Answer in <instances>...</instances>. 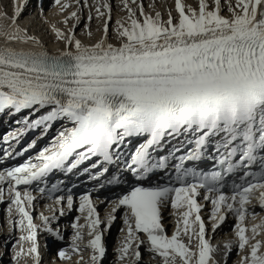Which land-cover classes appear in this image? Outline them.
<instances>
[{
	"label": "snow or ice",
	"instance_id": "6c2138e0",
	"mask_svg": "<svg viewBox=\"0 0 264 264\" xmlns=\"http://www.w3.org/2000/svg\"><path fill=\"white\" fill-rule=\"evenodd\" d=\"M53 2L60 19L41 2L25 24L27 0L0 3V115L27 112L0 136V165L34 152L0 168L8 231L20 233L13 264H42L38 234L62 240L71 212L69 246L53 264L73 254L76 264H102L118 220L113 264H228L234 248V264H264V216L245 226L257 220L252 208L264 209V0H199L198 10L175 0L166 19L120 0L126 15L111 32L109 0ZM71 176L93 187L76 196ZM42 201L48 214L37 211ZM206 204L213 234L234 217L222 247L207 235Z\"/></svg>",
	"mask_w": 264,
	"mask_h": 264
},
{
	"label": "rangeland",
	"instance_id": "374dc122",
	"mask_svg": "<svg viewBox=\"0 0 264 264\" xmlns=\"http://www.w3.org/2000/svg\"><path fill=\"white\" fill-rule=\"evenodd\" d=\"M29 1H31V10H28L27 11V14H26V12H23V15H22L23 17H21V20H19V22L21 24H23V23L25 24V23L28 22L29 19H32V18L36 17L35 15H36L37 10H38L37 7H38V5L41 2L42 3L44 2L43 3V11H44V14L48 12V13H50V15L52 17L53 12L55 10V6H54L53 0H27L28 3H29ZM70 1L71 0H69V2ZM2 2H3V0H0V3H2ZM24 2L25 1H23L22 3H24ZM81 2H83V0H81ZM88 2H89V4H91L92 3V0H88ZM101 2H102V0H101ZM138 2H140V3H142L144 5L146 11L147 10L148 11H152L153 13L155 11H158L157 10V7H159L160 8L159 11L162 13V16H163L164 19H166V17H167L166 14H164V12L165 11H168V9L170 7V6L168 7L166 5L169 4V3L171 4V2H169V0H165V1L164 0H159V2H158V0H138ZM172 2H173V0H172ZM109 3L111 5V7H112L111 19H110V32H111L112 26L115 24L114 13H120L121 14L124 11H123L122 7H120V0L119 1L118 0H109ZM149 4L154 5L153 9L150 10L148 8V5ZM26 6H28V5L26 4ZM88 10L89 9L85 8V9H83V11L81 13L82 21H81L80 26L76 29L77 33H79L80 32V29L83 28L84 23L85 22H88L87 21V16H86V13L88 12ZM50 11H52V12H50ZM96 20L97 19H94L93 18L89 22L92 31L95 30L94 28H97V22H96ZM33 29H34V27H32V30ZM32 30L30 29V31H32ZM93 34H94V32H93ZM48 40H49V43H51V41H50L51 38H48ZM45 139H46L45 141H47L48 139H50V136L49 137H46ZM6 207H7L6 204H0V253H2V255H0V264H13V262L11 260V256L13 255V251H14V249L12 248V244L15 243V238L18 237L20 235V233L18 231H14V232H12L10 234L9 231L6 230V229H8V225L6 223V219H7ZM37 211H39V210L37 209ZM43 211H46V210L43 209ZM71 213H73V212H71ZM45 214H48V213L45 212ZM35 222L39 223L38 220H36ZM229 223H231V222L229 221ZM60 226L61 225H59V227ZM65 227H67L66 224H65ZM119 228H120V226H119L118 221H117V223H115L112 226V228L109 231V233H107V235H109V242L106 244V247H107V255L104 258L102 264H113V262H114V259H115L114 249L117 247V245L115 244V241L117 240L116 237H118L117 233H118V229ZM60 230H61V233L63 235V239L66 236H68L69 234L72 233V232H70V230H68L66 228H63V226L60 227ZM48 237L50 239H52L51 242H50L51 244H53L54 242L58 241V240H54V237H52L50 234L47 236V238ZM87 238L88 237L85 236V239H87ZM5 240L8 241V244L6 246H5V243H4ZM38 240H39V245H40V252H41V255H42L43 250L46 249V247H47V239H42L40 237V235H38ZM50 243L48 242V245ZM56 250L57 249L54 250L55 253H56ZM141 251H142L143 258L145 260H147L148 259L147 258V254L143 251V248L141 249ZM86 253L87 252H84L83 254H86ZM87 256H85V259H87ZM42 258H43V255H42ZM234 260L235 261L237 260V255H236L235 248L233 249L232 254L228 258V264H234ZM20 264H31V259L29 258L27 261H25L24 259H21L20 260ZM42 264H48V263L47 262L43 263V260H42Z\"/></svg>",
	"mask_w": 264,
	"mask_h": 264
},
{
	"label": "bare ground",
	"instance_id": "6f19581e",
	"mask_svg": "<svg viewBox=\"0 0 264 264\" xmlns=\"http://www.w3.org/2000/svg\"><path fill=\"white\" fill-rule=\"evenodd\" d=\"M23 1H25V0H14V2H19V3H22ZM119 1V0H118ZM165 1V0H164ZM158 2H159V0H158ZM169 2H171V4L169 3V4H167L166 6H170L169 7V9H168V11L169 10H171L172 11V15L173 16H176L177 14H176V12H175V0H173V2H172V0H169ZM44 3V2H43ZM42 3V4H43ZM70 3H71V1H70ZM182 3H184L186 6H191V7H193V8H196L197 10H198V6H199V0H182ZM28 6H26V7H24V9H23V12H26V14H27V11L28 10H31V1H29V3L27 2L26 3ZM38 8V7H37ZM74 8H75V5L73 4L72 5V7L70 8V10L69 11H71V10H74ZM26 9V10H25ZM25 10V11H24ZM157 10L159 11L160 10V8L159 7H157ZM38 11H39V8H38V10H37V13H36V17H37V14H38ZM56 11V9L54 10V12ZM146 11V10H145ZM168 11H165L164 12V14H166V16H167V14H168ZM50 12H52V11H50ZM53 12V13H54ZM88 12H89V10H88ZM88 12L86 13V16L88 15ZM146 12H148V10L146 11ZM93 14V18L94 19H96L95 18V13L93 12L92 13ZM154 14V13H153ZM223 14V13H222ZM22 15H23V13H22ZM21 15V17H23ZM45 15L46 16H49L51 19H53V20H57V19H60L61 17L60 16H58V15H52V17H51V15H50V13H45ZM126 15V13L125 12H122L121 14L120 13H114V20L116 21V19L117 18H119V17H123V16H125ZM165 16V17H166ZM21 17H20V20H21ZM167 18V17H166ZM96 22H97V26L99 25V26H101V28H102V25H103V20L101 19V20H96ZM24 24V23H23ZM32 27H34V29H35V27H36V24L34 23L33 24V26ZM95 30L93 31L94 32V37H97V36H99L100 35V33L99 32H97V28H94ZM31 30H32V28H31ZM49 41V40H48ZM51 41V43H49L48 42V47L49 48H53L54 46H55V44H54V42L52 41V40H50ZM0 42H2V41H0ZM1 117L2 116H7V115H0ZM4 121H3V119H1V121H0V130H2L1 128H3V125H4V123H3ZM2 123V124H1ZM6 131H8V130H4V132L3 133H6ZM54 131V130H53ZM31 155H33V154H31ZM47 201H42L41 202V204L38 206V210L39 211H43V203H46ZM44 210H46V209H44ZM252 210H257L256 208H252ZM46 213H47V210L45 211ZM201 214H202V216L204 217V219H205V216H206V211H204V212H201ZM258 214V216H257V220L256 221H252L251 220V217H249V219H248V223H249V225L251 224V223H255V222H259V217L260 216H264V212H262V213H257ZM74 215H76L75 214V212H73V213H68L65 217H63L61 220H60V222H59V225H61L60 227H62L63 226V228H66V229H68V230H70V232H72V230H71V228H70V226H69V224H70V221L74 218ZM81 223H83V220H81L80 221ZM205 222H206V225H207V235H208V237H210L211 238V243L213 244V245H215V242H212V239H213V241H215L216 239H218V238H220V239H218V241L220 242V245L224 242V241H226V240H229V239H234V236H233V234L230 232V229H229V227H230V225H231V223H229V221L227 220L226 221V223H224L216 232H215V234H213V233H210L209 231H208V229H209V227H210V223L208 222V220H206L205 219ZM231 222V221H230ZM172 218L170 217V213H166V211L163 213V224H164V226H165V228H166V230H168V226H170V225H172ZM65 224L67 225V227H65ZM7 228V227H6ZM6 230H8V229H6ZM170 234H171V232H172V228H170ZM169 234V233H168ZM169 234V235H170ZM38 235H40V237L42 238V239H47V247H46V249H44L43 250V252H42V255H43V258H42V260H43V263H45V262H47L48 264H53V258L55 257V252H54V250L55 249H58V246H65L66 248H68V246H69V243H70V238H71V235H72V233L71 234H69L68 236H66L64 239H62V240H59V239H56L55 237H54V240H58V241H56V242H54L53 244H51L50 242H51V240L52 239H50L49 237L47 238V236L49 235V234H47V233H41V234H38ZM120 238V233H118V237H117V240L115 241V244L117 245V241H118V239ZM258 238H260V239H264V234H262L260 237H258ZM103 239H104V243L105 244H107L108 242H109V235H104V237H103ZM49 240V241H48ZM48 242L50 243L49 245H48ZM57 244V245H56ZM57 246V247H56ZM57 251V250H56ZM143 251L145 252V250L143 249ZM55 253V254H54ZM146 253V252H145ZM147 254V253H146ZM84 255V257L85 256H87L88 255V253H86V254H83ZM147 258H149V255L147 254ZM78 259V257L75 255V254H73V256H72V258H71V260H69V261H60V260H55V264H76L75 262H76V260ZM235 261V260H234Z\"/></svg>",
	"mask_w": 264,
	"mask_h": 264
}]
</instances>
